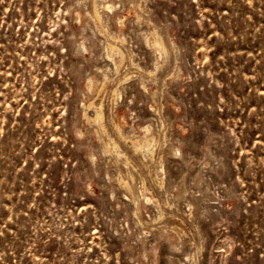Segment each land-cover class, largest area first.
Segmentation results:
<instances>
[{
    "label": "rangeland",
    "instance_id": "rangeland-1",
    "mask_svg": "<svg viewBox=\"0 0 264 264\" xmlns=\"http://www.w3.org/2000/svg\"><path fill=\"white\" fill-rule=\"evenodd\" d=\"M0 264H264V0H0Z\"/></svg>",
    "mask_w": 264,
    "mask_h": 264
},
{
    "label": "bare ground",
    "instance_id": "bare-ground-1",
    "mask_svg": "<svg viewBox=\"0 0 264 264\" xmlns=\"http://www.w3.org/2000/svg\"><path fill=\"white\" fill-rule=\"evenodd\" d=\"M94 4H95V15L98 18H101V14H100V11L97 7V2L94 1ZM103 6H105L106 8H111V3H107V4H102ZM154 45L161 51L165 50V45L164 43L162 42L161 38L157 37L156 40L154 41Z\"/></svg>",
    "mask_w": 264,
    "mask_h": 264
}]
</instances>
